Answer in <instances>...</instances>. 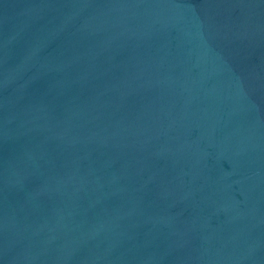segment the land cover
Returning a JSON list of instances; mask_svg holds the SVG:
<instances>
[{"label":"water","instance_id":"95a60500","mask_svg":"<svg viewBox=\"0 0 264 264\" xmlns=\"http://www.w3.org/2000/svg\"><path fill=\"white\" fill-rule=\"evenodd\" d=\"M0 264H264V0H0Z\"/></svg>","mask_w":264,"mask_h":264}]
</instances>
